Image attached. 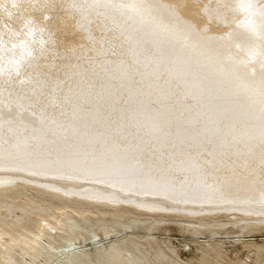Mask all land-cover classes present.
Returning a JSON list of instances; mask_svg holds the SVG:
<instances>
[{
    "label": "bare ground",
    "instance_id": "bare-ground-1",
    "mask_svg": "<svg viewBox=\"0 0 264 264\" xmlns=\"http://www.w3.org/2000/svg\"><path fill=\"white\" fill-rule=\"evenodd\" d=\"M262 146L264 0H0V264H264Z\"/></svg>",
    "mask_w": 264,
    "mask_h": 264
},
{
    "label": "rangeland",
    "instance_id": "rangeland-1",
    "mask_svg": "<svg viewBox=\"0 0 264 264\" xmlns=\"http://www.w3.org/2000/svg\"><path fill=\"white\" fill-rule=\"evenodd\" d=\"M207 163V168L212 171L211 180L214 183H218L219 177L224 174L230 175L231 178L232 174L236 176L235 178H232V181H234L235 184H231L229 186V190L221 189L219 186L217 187L219 194L218 204L220 206L226 207L227 209L225 213L227 223H224V226H226L228 231L238 230V228H234L236 229L234 230L232 224H235V226H241L242 229H244V227H248L251 233L245 234L246 236L258 230H264V200L252 201L249 199V202L221 201V199L229 197L232 191H238L240 189V185H244L247 182L251 183L252 185L249 188V185L245 184L244 188H242L243 193L251 192V196L253 198L264 197V146H262L257 151H251L244 154L238 153L233 155L231 159L228 158L224 152H222L221 154H217L215 157L209 159ZM216 221L218 220L216 219ZM238 233L239 231L236 234ZM221 235L218 236L221 238L223 237V235ZM171 237H177L178 240L175 238L176 244L177 242L180 243V241L181 243H184L181 240V237L177 234L171 235ZM246 238L247 237H245V239ZM222 241L224 243L223 246L229 250L239 249V246L241 245L238 243L229 242V239H222ZM187 242L185 243L187 244ZM189 249L192 251L193 246H187L184 251L190 253L191 251ZM246 257L247 256H245L244 259H247L248 261L249 257Z\"/></svg>",
    "mask_w": 264,
    "mask_h": 264
}]
</instances>
